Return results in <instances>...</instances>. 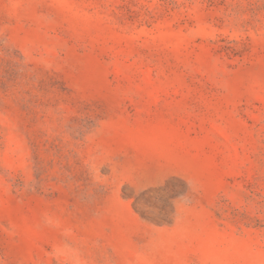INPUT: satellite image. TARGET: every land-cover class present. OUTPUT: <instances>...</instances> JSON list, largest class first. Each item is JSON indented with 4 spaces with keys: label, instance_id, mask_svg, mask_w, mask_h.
<instances>
[{
    "label": "rangeland",
    "instance_id": "obj_1",
    "mask_svg": "<svg viewBox=\"0 0 264 264\" xmlns=\"http://www.w3.org/2000/svg\"><path fill=\"white\" fill-rule=\"evenodd\" d=\"M0 264H264V0H0Z\"/></svg>",
    "mask_w": 264,
    "mask_h": 264
}]
</instances>
